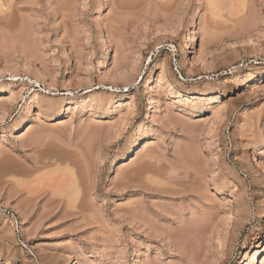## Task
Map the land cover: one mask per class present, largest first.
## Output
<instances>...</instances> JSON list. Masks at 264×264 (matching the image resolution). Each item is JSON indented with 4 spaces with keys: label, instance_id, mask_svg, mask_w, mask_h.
Returning a JSON list of instances; mask_svg holds the SVG:
<instances>
[{
    "label": "rangeland",
    "instance_id": "374dc122",
    "mask_svg": "<svg viewBox=\"0 0 264 264\" xmlns=\"http://www.w3.org/2000/svg\"><path fill=\"white\" fill-rule=\"evenodd\" d=\"M115 1L0 0V264H264V0Z\"/></svg>",
    "mask_w": 264,
    "mask_h": 264
},
{
    "label": "bare ground",
    "instance_id": "6f19581e",
    "mask_svg": "<svg viewBox=\"0 0 264 264\" xmlns=\"http://www.w3.org/2000/svg\"><path fill=\"white\" fill-rule=\"evenodd\" d=\"M127 1H128V0H127ZM115 2H116L117 4H119V6H120V5H123V4H122L123 0H116ZM123 3H124V2H123ZM127 3H128V2H127ZM127 3H126V4H127ZM129 5H130V4H129ZM117 6H118V5H117ZM123 6H124V5H123ZM123 6H122V8H123ZM120 7H121V6H120ZM41 117H44V116L41 115ZM187 231H188V230H187ZM188 233H189V232H188ZM185 237H187V236H185ZM186 243H187V242H186Z\"/></svg>",
    "mask_w": 264,
    "mask_h": 264
},
{
    "label": "built area",
    "instance_id": "2783aa9c",
    "mask_svg": "<svg viewBox=\"0 0 264 264\" xmlns=\"http://www.w3.org/2000/svg\"><path fill=\"white\" fill-rule=\"evenodd\" d=\"M13 222H14L15 227L18 228L19 222L15 216H13Z\"/></svg>",
    "mask_w": 264,
    "mask_h": 264
}]
</instances>
